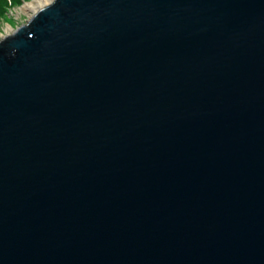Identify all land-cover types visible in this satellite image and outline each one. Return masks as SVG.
Segmentation results:
<instances>
[{"label": "water", "instance_id": "water-1", "mask_svg": "<svg viewBox=\"0 0 264 264\" xmlns=\"http://www.w3.org/2000/svg\"><path fill=\"white\" fill-rule=\"evenodd\" d=\"M0 264H264V0H51L1 37Z\"/></svg>", "mask_w": 264, "mask_h": 264}, {"label": "rangeland", "instance_id": "rangeland-1", "mask_svg": "<svg viewBox=\"0 0 264 264\" xmlns=\"http://www.w3.org/2000/svg\"><path fill=\"white\" fill-rule=\"evenodd\" d=\"M29 1L31 0H21L15 4L2 6L3 8L0 10V38L9 34L17 26L24 23L33 13L31 8H22V6Z\"/></svg>", "mask_w": 264, "mask_h": 264}, {"label": "bare ground", "instance_id": "bare-ground-1", "mask_svg": "<svg viewBox=\"0 0 264 264\" xmlns=\"http://www.w3.org/2000/svg\"><path fill=\"white\" fill-rule=\"evenodd\" d=\"M51 0H31L29 2H26L22 8L27 9V8H31L34 12V10L38 7H42L46 4H48ZM30 17V16H29Z\"/></svg>", "mask_w": 264, "mask_h": 264}, {"label": "trees", "instance_id": "trees-1", "mask_svg": "<svg viewBox=\"0 0 264 264\" xmlns=\"http://www.w3.org/2000/svg\"><path fill=\"white\" fill-rule=\"evenodd\" d=\"M21 0H0V10L6 6V5H11L20 2ZM3 6V7H2Z\"/></svg>", "mask_w": 264, "mask_h": 264}]
</instances>
